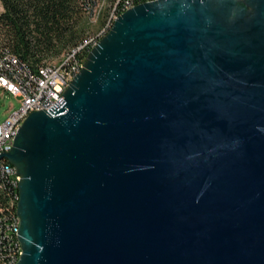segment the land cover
<instances>
[{
  "label": "water",
  "instance_id": "95a60500",
  "mask_svg": "<svg viewBox=\"0 0 264 264\" xmlns=\"http://www.w3.org/2000/svg\"><path fill=\"white\" fill-rule=\"evenodd\" d=\"M1 154L16 264H264V0L120 13Z\"/></svg>",
  "mask_w": 264,
  "mask_h": 264
},
{
  "label": "trees",
  "instance_id": "16d2710c",
  "mask_svg": "<svg viewBox=\"0 0 264 264\" xmlns=\"http://www.w3.org/2000/svg\"><path fill=\"white\" fill-rule=\"evenodd\" d=\"M143 1L146 0H132L135 5ZM0 2L3 6L0 12V61L17 56L21 65L34 71L43 63H53V59L67 55L89 36L97 38L102 31L107 34L127 5L124 0ZM89 52L90 48L84 47L78 57L85 58ZM9 189L12 187L8 192ZM14 206L17 211V203ZM14 215L16 212L11 217ZM9 254L8 247L0 244V264H11Z\"/></svg>",
  "mask_w": 264,
  "mask_h": 264
},
{
  "label": "built area",
  "instance_id": "2783aa9c",
  "mask_svg": "<svg viewBox=\"0 0 264 264\" xmlns=\"http://www.w3.org/2000/svg\"><path fill=\"white\" fill-rule=\"evenodd\" d=\"M132 0H124V4ZM124 8V5H123ZM104 34V33H100ZM97 43H93V36H89L77 46L72 56L55 62V70L46 71L44 63L34 71L26 65H21L17 56H8L6 61H0V93H12L21 97L20 106L13 109L9 116L0 123V244L8 247L10 263L15 264L23 247L19 235L12 232V217L15 212L13 199L19 198V181L21 175L13 163L2 153L10 151L14 146L12 128H20L26 118V109L43 106V109L55 111L65 104V90L72 78L81 71L85 58L78 57L84 47L92 50ZM46 63V62H45ZM12 187V189L8 188ZM12 190V191H11Z\"/></svg>",
  "mask_w": 264,
  "mask_h": 264
},
{
  "label": "bare ground",
  "instance_id": "6f19581e",
  "mask_svg": "<svg viewBox=\"0 0 264 264\" xmlns=\"http://www.w3.org/2000/svg\"><path fill=\"white\" fill-rule=\"evenodd\" d=\"M147 1V0H146ZM135 4L133 2H127V5L125 7V11L127 10V8H130L132 6H134ZM100 33H103L100 32ZM104 34H100L97 38H93V43H98V41L102 38L101 36H103ZM76 49H74L73 51L69 52L67 55H65V57H68V56H72L73 52H75ZM45 65V70L46 71H53L55 70V62L53 63H46L44 64ZM3 77V73H0V78ZM42 109L43 106H39V107H35L34 109H26V117L33 111L35 110H39V109ZM19 128H12V136H15L16 135V132ZM18 199L19 198H15L13 199V202L14 203H17V206H18ZM20 222H21V218L18 216V213L16 212V215H14L12 217V232L15 234V235H19V226H20ZM16 263H17V260H15Z\"/></svg>",
  "mask_w": 264,
  "mask_h": 264
},
{
  "label": "rangeland",
  "instance_id": "374dc122",
  "mask_svg": "<svg viewBox=\"0 0 264 264\" xmlns=\"http://www.w3.org/2000/svg\"><path fill=\"white\" fill-rule=\"evenodd\" d=\"M2 10H3V6L0 2V12ZM103 27L104 26L98 28L97 30H100ZM62 58L63 56H60L58 58L53 59L52 62H59ZM20 100L21 97L15 96L10 92L5 94L0 93V123H2L9 116V114L12 112L13 109H16L20 106L21 104Z\"/></svg>",
  "mask_w": 264,
  "mask_h": 264
}]
</instances>
